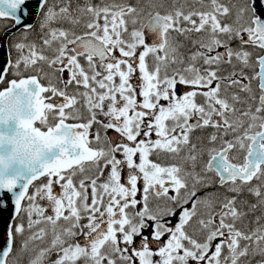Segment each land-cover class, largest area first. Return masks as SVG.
<instances>
[{"label": "snow or ice", "instance_id": "obj_1", "mask_svg": "<svg viewBox=\"0 0 264 264\" xmlns=\"http://www.w3.org/2000/svg\"><path fill=\"white\" fill-rule=\"evenodd\" d=\"M32 2L0 0V264H264V0Z\"/></svg>", "mask_w": 264, "mask_h": 264}, {"label": "flooded vegetation", "instance_id": "obj_2", "mask_svg": "<svg viewBox=\"0 0 264 264\" xmlns=\"http://www.w3.org/2000/svg\"><path fill=\"white\" fill-rule=\"evenodd\" d=\"M109 2H111V0H110ZM116 2H117V3H120V2H131V3H133V4H138L139 7H143V8H144V15H145V17H146V15H147L148 11H151V10H152V9L150 8V6H149V0H116ZM152 2H156V0H152ZM182 2H183V0H181V3H182ZM224 2H225V3H228L229 0H224ZM231 2H232V3H238L239 0H231ZM166 3L170 5V4H171V0H166ZM205 3H207V0H205ZM178 6H179V5H178ZM188 6H189V7L194 6V7H197V8L201 7V6L198 5V4H197V5H193V4H192V0H189V4H188ZM0 22L5 23V22H3V21H0ZM2 32H3L2 29H0V38H1ZM21 39H22L21 35L17 37V41H19V40H21ZM34 39H36L35 36H34L31 40H34ZM30 74H34V73H30ZM222 74H225V73L222 72ZM66 75H67V74L65 73V76H66ZM10 78H11V77H10ZM133 82H135V81H133ZM255 86H256V83L253 82V87L255 88ZM233 90H234V89H233ZM182 91H183L182 88H179V87L177 88V92H182ZM244 95H246V94H242V96H244ZM256 95H257V98H258L259 93L257 92ZM198 100H199L200 102H202V99H201V98H198ZM250 103H251V101H250ZM255 106H256V104L253 103V111L255 110ZM37 126H39V125H37ZM109 135H110V136H114L115 133H114V132H109ZM195 135H200V133H195ZM153 138H155V137H153ZM206 158H207V157H205V159H206ZM153 159H155V157H153ZM44 182H45V179L42 178V179L38 180V181L35 182V183H36L37 185H39V184L44 183ZM253 183H258V181H253ZM29 191L31 192L32 189L30 188ZM249 199H251V197H249ZM260 214H261L260 210H257V212L255 213V215H260ZM253 219H254V216L250 215V216H248V217L245 219V221H243L242 223L238 224L237 226L243 228L245 225H247V228H249V229L252 228V227H255L254 224L250 223V221H252ZM175 222H176V220H175V218H173L172 223L175 224ZM261 223L264 224V220H262ZM245 230H247V229H245ZM189 231H191V229H189ZM165 239H166V238H165ZM53 259H55V256H53Z\"/></svg>", "mask_w": 264, "mask_h": 264}, {"label": "water", "instance_id": "obj_3", "mask_svg": "<svg viewBox=\"0 0 264 264\" xmlns=\"http://www.w3.org/2000/svg\"><path fill=\"white\" fill-rule=\"evenodd\" d=\"M27 7L29 9V16H28V19L25 21V23H30V22L33 21V18L36 15V3H35V0H33L32 3L28 4ZM14 30H12V32ZM7 36H4V38H3L2 42H1V46H0V69L3 68V66H4V64L6 62V59H7V48H6V38H7ZM5 198H7V195H6ZM11 213H12V204L11 203L8 204V208L6 210L0 211V243H2L3 240H4L5 229H6L8 221L11 218Z\"/></svg>", "mask_w": 264, "mask_h": 264}]
</instances>
